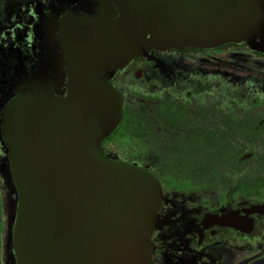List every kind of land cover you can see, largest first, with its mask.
<instances>
[{"label": "water", "instance_id": "95a60500", "mask_svg": "<svg viewBox=\"0 0 264 264\" xmlns=\"http://www.w3.org/2000/svg\"><path fill=\"white\" fill-rule=\"evenodd\" d=\"M80 9L56 46L44 41L40 72L19 77L4 108L18 197L14 254L17 264H152L162 187L102 150L123 111L110 80L149 50L264 52V0H94ZM52 48L65 50L66 71L64 62L55 73L45 66Z\"/></svg>", "mask_w": 264, "mask_h": 264}, {"label": "flooded vegetation", "instance_id": "af4514ba", "mask_svg": "<svg viewBox=\"0 0 264 264\" xmlns=\"http://www.w3.org/2000/svg\"><path fill=\"white\" fill-rule=\"evenodd\" d=\"M86 1L94 0H0V264H17L4 108L19 77L40 72L44 41L56 46ZM56 51L51 73L62 62L67 69L65 50ZM110 82L123 111L102 150L162 187L152 264H264V52L246 44L149 50Z\"/></svg>", "mask_w": 264, "mask_h": 264}]
</instances>
